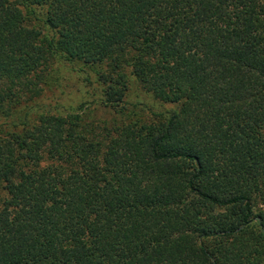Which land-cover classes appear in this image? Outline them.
<instances>
[{
    "label": "trees",
    "instance_id": "obj_1",
    "mask_svg": "<svg viewBox=\"0 0 264 264\" xmlns=\"http://www.w3.org/2000/svg\"><path fill=\"white\" fill-rule=\"evenodd\" d=\"M53 62L119 117L37 110ZM263 206L264 0H0V264H264Z\"/></svg>",
    "mask_w": 264,
    "mask_h": 264
},
{
    "label": "rangeland",
    "instance_id": "obj_2",
    "mask_svg": "<svg viewBox=\"0 0 264 264\" xmlns=\"http://www.w3.org/2000/svg\"><path fill=\"white\" fill-rule=\"evenodd\" d=\"M52 67L54 70H49L46 75L47 83H41L43 90L36 100L37 110L81 111L79 107L82 106L87 115L99 120L111 121L114 117H119V112L116 109L100 104L97 98L99 95L98 84L93 70L80 64L63 62H53ZM127 101L131 109L142 117L148 116L151 111L162 112L175 108L174 104L160 102L141 91L134 81L131 83L126 97V106ZM36 108L33 110L34 112Z\"/></svg>",
    "mask_w": 264,
    "mask_h": 264
}]
</instances>
